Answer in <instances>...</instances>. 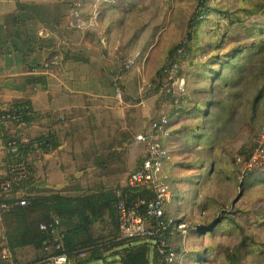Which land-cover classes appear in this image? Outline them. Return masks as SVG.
Segmentation results:
<instances>
[{"label":"crops","instance_id":"obj_1","mask_svg":"<svg viewBox=\"0 0 264 264\" xmlns=\"http://www.w3.org/2000/svg\"><path fill=\"white\" fill-rule=\"evenodd\" d=\"M92 1L83 15L93 25L76 30L66 24L72 0H0V111L28 102L34 112L32 120H9L0 131V180L10 175L6 140L13 137L28 142L22 161L32 177L10 194L0 193V250L9 249L7 230L16 224L7 215L13 201L37 193L124 188L145 155L136 136L161 114H172V99L158 92L164 81L160 66L170 60L172 47L157 42L169 18L164 26L148 25L137 12H115L120 7L108 2L94 11ZM56 56L58 65L46 69ZM129 57L136 63L124 74L117 98L112 77ZM170 127L163 141L169 153L177 139ZM41 137L52 138L51 145L39 143ZM9 251L14 264H46L33 246Z\"/></svg>","mask_w":264,"mask_h":264},{"label":"rangeland","instance_id":"obj_2","mask_svg":"<svg viewBox=\"0 0 264 264\" xmlns=\"http://www.w3.org/2000/svg\"><path fill=\"white\" fill-rule=\"evenodd\" d=\"M81 1L83 14L87 12L88 0ZM125 1L134 9L127 10ZM92 2L94 11L103 3ZM104 2L117 4L114 0ZM256 3H264V0H208L209 6L222 10L249 8ZM119 4L122 7L115 12H135L134 16L137 12L138 21L141 19L148 25L163 22L164 26L169 18V29L161 32L158 46L168 43L173 48L178 45L187 33L188 23H195L196 19V0H124ZM206 31L202 28L192 41L206 38ZM169 58L160 70L169 65L173 59ZM239 58L234 61L237 65L234 69H222L229 82L224 87L220 83V90L217 83L220 80L187 79L188 90L214 89L221 110L217 113L211 110L208 120L213 121L214 127L210 140L205 142L208 145L202 142L199 148L194 145L195 141L181 136L171 141L173 151L163 168L172 196L165 214L172 220L184 222L189 229L197 224L213 223L215 230L180 233L179 237H174L172 248L182 251L176 254L174 264H264V183L252 179L241 184L243 179L239 175L243 166L235 161L237 157L245 159L255 149L256 135L264 126V96L253 104L256 92L264 84V49ZM179 63L187 77L193 67H188L184 60ZM215 82L217 84L212 87ZM231 109L233 122L227 124L224 119L231 114ZM222 216L226 218L220 222ZM196 254L202 255L203 260L192 261ZM107 261L92 264H113L110 258Z\"/></svg>","mask_w":264,"mask_h":264},{"label":"trees","instance_id":"obj_3","mask_svg":"<svg viewBox=\"0 0 264 264\" xmlns=\"http://www.w3.org/2000/svg\"><path fill=\"white\" fill-rule=\"evenodd\" d=\"M124 0H114V8L122 7L119 3ZM124 7L133 10L134 7L128 2ZM208 0H196L195 23L190 21L187 25V33L181 42L174 46L169 55L172 60L178 62L185 61L188 67L193 70L187 72V79L200 77L201 79L220 80L224 86L228 85L229 79L224 76L222 69H234V61H238L244 54L264 49V3H256L249 8L227 9L212 8ZM211 23V24H210ZM207 29L206 38L199 41H192L202 30ZM208 33V35H207ZM194 36V37H193ZM182 49V53H177ZM198 57H203L197 59ZM237 63V62H236ZM161 74L163 75L162 69ZM210 77V78H209ZM229 78V77H228ZM216 82L212 84L214 87ZM202 93V94H201ZM214 89L196 90L187 89L185 96L179 107L174 106L172 114L168 117L169 124L179 126L173 130V137L179 136L187 141H195L194 145L199 146L210 140L211 130L214 125L210 118L211 110L215 113L221 110L220 102L216 99ZM201 94V96H197ZM264 96V84L259 89L253 100L256 104ZM15 108L17 111L12 112ZM231 114L226 116L224 122H233V109ZM229 112V113H230ZM10 113L12 122L25 123L34 118V112L28 102H14L7 110L0 111ZM212 117V116H211ZM1 131V130H0ZM16 142L18 152L10 153V160L22 161V153L28 148L27 144H21L17 138L6 140ZM53 139L41 137L38 142L42 145H51ZM169 153V152H168ZM168 160L165 161V163ZM164 163V164H165ZM28 175L24 179L14 184V188L23 186L32 180L31 170L27 165ZM262 173L252 172L247 174L241 181L244 184L248 180H261ZM13 188V189H14ZM120 189L128 203L132 204L137 198L150 199L152 194L148 188L132 189L128 187ZM116 189H105L98 192H81L78 194H65L61 192L37 193L24 196L26 204L21 206L18 201H13L12 206L7 212L8 216L15 219V226L7 230V246L11 251L14 249L30 245L42 251V259L52 253L62 252L68 258H75L77 264L108 263L107 259L113 264H167L166 256L169 249L175 251L177 255L182 251L172 248V239L179 237L180 232L175 229L173 223L180 220H172L165 214V220H171L167 228L162 232L164 246L160 247L158 238H133L121 239L118 231V214L116 204L118 198L115 194ZM168 204L166 205V207ZM59 219L57 228L62 233L61 249L56 250L53 242L51 229L42 230L40 224L50 225L54 220ZM226 216L220 218L223 221ZM215 228L213 223L197 224L188 228L191 233H211ZM49 246V250L46 247ZM84 253V257L80 254ZM192 261H202V255H194ZM112 260V261H111Z\"/></svg>","mask_w":264,"mask_h":264},{"label":"built area","instance_id":"obj_4","mask_svg":"<svg viewBox=\"0 0 264 264\" xmlns=\"http://www.w3.org/2000/svg\"><path fill=\"white\" fill-rule=\"evenodd\" d=\"M104 1V0H95ZM82 1L74 0L69 10L67 18V28L82 30L93 25L92 20H85L81 12ZM182 49H178L177 53H182ZM59 58L53 57L48 60L44 67L46 69L54 68L58 65ZM135 59L126 58L122 67L112 77V84L117 98H121L122 91L120 84L126 72L135 66ZM164 82L158 86V92L172 99L174 106L179 107L183 97L186 94V77L182 73L181 64L172 60L169 65L163 68ZM17 109L13 108L15 113ZM12 121L10 113L0 114V130L7 121ZM171 127L168 116L161 114L153 119L147 130L136 136L138 141L145 145V155L140 166L131 171L124 181L123 187L132 189L148 188L152 194L150 199L137 198L132 204L128 203L120 189L115 190L118 198L116 209L118 214V231L121 239L133 238H158L160 247L164 246L162 232L172 223L171 220H165L166 205L170 202L172 196L166 178L164 175V163L169 159V153L164 145V139L169 137ZM21 144H27L26 141L19 140ZM255 149L245 158L237 157L236 163L243 166L239 178L243 179L247 174L252 172H260L264 177V126L259 130L255 139ZM18 145L12 141L8 143L7 149L10 153L18 152ZM10 175L8 178L0 180V193L10 194L14 184L24 179L28 175L27 165L23 161L13 160L9 165ZM18 204L24 206L26 200L20 198ZM59 219L56 218L53 224H40V229H51L53 233V244L56 250L61 249L62 233L57 228ZM175 229L180 231L182 235L188 233V228L184 222L173 223ZM49 250V246L46 247ZM85 254L81 253L80 257ZM0 259L9 264H14L9 249L2 248L0 250ZM176 253L169 249L166 261L167 264H174ZM46 264H69V258L66 254L52 253L46 259Z\"/></svg>","mask_w":264,"mask_h":264}]
</instances>
